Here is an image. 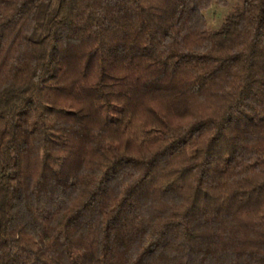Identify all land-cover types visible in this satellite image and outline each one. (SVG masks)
Instances as JSON below:
<instances>
[{"label":"trees","instance_id":"1","mask_svg":"<svg viewBox=\"0 0 264 264\" xmlns=\"http://www.w3.org/2000/svg\"><path fill=\"white\" fill-rule=\"evenodd\" d=\"M0 264H264V0H0Z\"/></svg>","mask_w":264,"mask_h":264},{"label":"rangeland","instance_id":"2","mask_svg":"<svg viewBox=\"0 0 264 264\" xmlns=\"http://www.w3.org/2000/svg\"><path fill=\"white\" fill-rule=\"evenodd\" d=\"M228 9L221 8L218 5L212 6L205 12L206 19L211 28L216 29L220 26L223 18L227 15Z\"/></svg>","mask_w":264,"mask_h":264}]
</instances>
